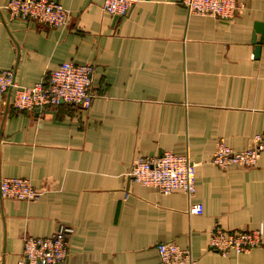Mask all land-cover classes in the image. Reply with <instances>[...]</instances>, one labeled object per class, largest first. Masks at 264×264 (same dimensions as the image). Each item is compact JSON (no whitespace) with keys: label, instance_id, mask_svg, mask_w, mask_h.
Returning a JSON list of instances; mask_svg holds the SVG:
<instances>
[{"label":"crops","instance_id":"1","mask_svg":"<svg viewBox=\"0 0 264 264\" xmlns=\"http://www.w3.org/2000/svg\"><path fill=\"white\" fill-rule=\"evenodd\" d=\"M0 0V70L30 86L61 63L92 64L88 109L15 110L0 97V177L28 179L32 201L0 196V264H16L22 238L71 228L64 264H156V245L189 248L196 264H264V154L253 167L209 162L218 142L242 150L264 131V43L254 23L264 0H238L231 20L188 14L179 0H138L115 18L102 0H55L66 27L11 21ZM260 34H257V38ZM4 99V103H3ZM188 155L195 192L167 195L129 180L138 156ZM200 203L201 214L189 204ZM262 243L221 255L209 232L253 230Z\"/></svg>","mask_w":264,"mask_h":264},{"label":"built area","instance_id":"2","mask_svg":"<svg viewBox=\"0 0 264 264\" xmlns=\"http://www.w3.org/2000/svg\"><path fill=\"white\" fill-rule=\"evenodd\" d=\"M138 0H102V8L115 18L128 16ZM188 14L212 16L231 20L236 15L238 0H179ZM11 21H27L47 27H66L71 13L55 0H9L3 7ZM92 64L61 63L44 80L30 86L15 83L13 70H0V97L7 94L5 105L15 110L42 111L49 107L70 105L88 109L94 94ZM4 103V99H3ZM264 154V131L254 134L249 147L235 150L218 142L209 162L221 169L256 166ZM195 167L188 155L165 151L156 156H138L132 160L127 172L129 180L155 188L167 195L174 190L192 197L195 192ZM41 191L28 179L0 177V196L14 200L32 201ZM190 214H201L200 203L189 204ZM71 228L59 226L49 237L24 235L21 258L16 264H64L68 254ZM263 228L253 230L213 227L209 232V247L221 255L230 251L249 253L262 243ZM159 262L156 264H196L189 248H180L171 242L156 246Z\"/></svg>","mask_w":264,"mask_h":264},{"label":"water","instance_id":"3","mask_svg":"<svg viewBox=\"0 0 264 264\" xmlns=\"http://www.w3.org/2000/svg\"><path fill=\"white\" fill-rule=\"evenodd\" d=\"M257 34H260V37L257 38ZM252 43L255 44L254 55L257 56L260 52V47L264 43V24L261 22L254 23V32L252 34ZM39 112V111H35Z\"/></svg>","mask_w":264,"mask_h":264}]
</instances>
